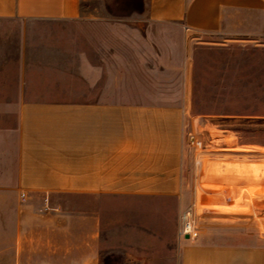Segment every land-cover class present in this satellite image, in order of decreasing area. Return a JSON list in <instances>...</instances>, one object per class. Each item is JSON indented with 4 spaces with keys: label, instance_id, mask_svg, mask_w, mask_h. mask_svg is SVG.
<instances>
[{
    "label": "rangeland",
    "instance_id": "obj_1",
    "mask_svg": "<svg viewBox=\"0 0 264 264\" xmlns=\"http://www.w3.org/2000/svg\"><path fill=\"white\" fill-rule=\"evenodd\" d=\"M81 8L79 18L67 21L0 18V175L12 168L8 152L14 138L5 132L16 125L18 109L10 102L20 95L22 75L31 85V96L84 97L110 95L101 81L89 86L88 74H101L104 68L109 77L116 69H124L126 85L120 90L124 95L187 98L188 194L183 202L165 201L167 208L159 210L156 217H131L129 223H122L121 233L117 211L102 195H56L55 204L73 208L74 215L91 216L88 222L73 225L93 230L96 263L181 264L183 246L197 252L204 245L224 248L247 243L256 250L264 241V196L246 195L241 188L247 184L217 191L201 186L212 182L206 164L264 163V30L243 39L205 41L190 36L186 51L178 39V27L150 20V0H82ZM19 34L29 36L20 40ZM55 34L73 35V40H54ZM70 56L78 63L70 65ZM22 61L27 66L24 74L19 72ZM185 66L189 69L187 90L183 87ZM40 68L46 73H38ZM140 74V81L132 79ZM42 76L46 80H39ZM231 176L219 175L215 181ZM0 187V264H6V244L14 226L10 214L14 196L7 185ZM236 192L244 197L239 198ZM186 209H191L199 231L189 240L178 235Z\"/></svg>",
    "mask_w": 264,
    "mask_h": 264
},
{
    "label": "crops",
    "instance_id": "obj_2",
    "mask_svg": "<svg viewBox=\"0 0 264 264\" xmlns=\"http://www.w3.org/2000/svg\"><path fill=\"white\" fill-rule=\"evenodd\" d=\"M81 1L0 0V18L73 20L83 13ZM149 18L178 27L181 47L188 51L190 36L206 41L261 33L264 0H150ZM28 36L19 34L20 40ZM52 38L73 40V35L55 34ZM73 62L78 60L70 56V65ZM26 67L22 61L19 72L24 74ZM46 71L40 68L38 73ZM113 72L107 77L103 68L101 74L86 76L89 86L101 81L110 95L84 97L31 96V85L21 76L20 95L10 102L17 106L18 118L15 127L5 132L14 138L8 152L12 168L0 175V186L7 185L14 196L10 212L14 226L6 244V264H97L93 230L73 225L86 223L91 216L74 215L73 208L55 204L56 195H102L117 211L119 233L122 223H129L131 217H156L159 210L167 208L165 201L185 200L189 172L187 98L124 95L120 91L126 85L124 69ZM184 73L183 87L187 90V66ZM141 78L140 74L132 79ZM39 80H46V76ZM22 192L27 194L25 200ZM46 205L51 208L39 211ZM105 218L106 205L103 241ZM181 255V264H264V241L256 250L247 243L224 248L204 245L197 252L183 246Z\"/></svg>",
    "mask_w": 264,
    "mask_h": 264
},
{
    "label": "bare ground",
    "instance_id": "obj_3",
    "mask_svg": "<svg viewBox=\"0 0 264 264\" xmlns=\"http://www.w3.org/2000/svg\"><path fill=\"white\" fill-rule=\"evenodd\" d=\"M206 165H207L206 166V169H207L206 174H207V176L212 178V182H206L203 184V186L200 185L201 187L204 188V190H207V191L208 190H216V191L217 190H228V189L234 188L233 186L235 184L244 185V186H245V184H247V186L241 188V189L246 191V193H245L246 195L251 196V195H257V194L260 195L261 194L262 197L264 196V163H259L257 161H242L241 160L240 163H236L235 161H230L227 163V165H225V167H223L222 164H220V163H216V164L209 163ZM204 172H205V170H204ZM227 173L228 174L230 173L232 176L229 177L228 179H225L224 181H221V182L215 181V178H217L219 175H225ZM206 174H204L205 177H206ZM216 191H215V193H216ZM239 193L240 192H238V193L236 192V194H238L239 198L244 197V196H241ZM222 195H224V194H222ZM199 197L203 198L202 192H200ZM220 198H222V197H220ZM222 199H221V201H222ZM240 200H238V201H240ZM220 205L221 204H219V207H221ZM222 206H224V205L222 204Z\"/></svg>",
    "mask_w": 264,
    "mask_h": 264
},
{
    "label": "built area",
    "instance_id": "obj_4",
    "mask_svg": "<svg viewBox=\"0 0 264 264\" xmlns=\"http://www.w3.org/2000/svg\"><path fill=\"white\" fill-rule=\"evenodd\" d=\"M21 197L22 199H26L27 198V194L25 192L21 193ZM51 207L49 205H46L42 208H39V211L43 212V211H47L48 209H50ZM198 229L196 227L195 224V218L193 216V213L191 211V209H186L182 212V216H181V226L179 228L178 231V235L180 238H187L186 235H188L190 239H194L195 237L198 236Z\"/></svg>",
    "mask_w": 264,
    "mask_h": 264
},
{
    "label": "water",
    "instance_id": "obj_5",
    "mask_svg": "<svg viewBox=\"0 0 264 264\" xmlns=\"http://www.w3.org/2000/svg\"><path fill=\"white\" fill-rule=\"evenodd\" d=\"M186 237L188 238L189 236H188V235H186Z\"/></svg>",
    "mask_w": 264,
    "mask_h": 264
}]
</instances>
